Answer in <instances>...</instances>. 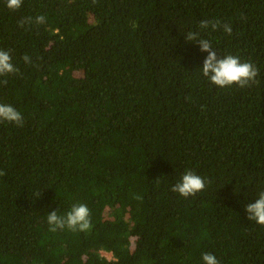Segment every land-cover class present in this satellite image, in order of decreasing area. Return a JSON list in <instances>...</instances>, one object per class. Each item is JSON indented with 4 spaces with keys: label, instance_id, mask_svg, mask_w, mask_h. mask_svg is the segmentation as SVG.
I'll use <instances>...</instances> for the list:
<instances>
[{
    "label": "trees",
    "instance_id": "1",
    "mask_svg": "<svg viewBox=\"0 0 264 264\" xmlns=\"http://www.w3.org/2000/svg\"><path fill=\"white\" fill-rule=\"evenodd\" d=\"M189 31L256 81L211 84ZM0 50L19 68L0 103L24 121L0 122V264H264L245 211L264 191V0H0ZM186 170L194 197L171 191ZM80 203L90 231H49Z\"/></svg>",
    "mask_w": 264,
    "mask_h": 264
},
{
    "label": "clouds",
    "instance_id": "2",
    "mask_svg": "<svg viewBox=\"0 0 264 264\" xmlns=\"http://www.w3.org/2000/svg\"><path fill=\"white\" fill-rule=\"evenodd\" d=\"M96 0H93L95 3ZM6 7L11 11H17L22 6L23 0H5ZM46 23V16L37 15L33 17H25L19 21V26L27 25H42ZM135 27V25H133ZM201 30L209 29L223 31L231 35L232 27L228 23L221 24L220 21L201 20L199 23ZM187 41H196L199 44L201 52H206L202 68L199 70L204 78L218 88H229L233 85L239 88L250 87L256 81L259 71L257 67L248 62H242L238 56L226 55L223 58H218L217 53L213 51V46L207 39L199 38V33L189 31L185 35ZM25 63H31V58L24 55L21 58ZM19 74V68L12 63V57L9 51L0 50V77ZM4 84L7 80L3 81ZM0 122L15 124L18 127L23 126V117L21 113L12 105L0 103ZM6 173L0 170V176ZM205 189V180L201 176L195 174L191 170H186L181 179L172 186L171 191L178 193L184 198L194 197L197 193ZM257 199L254 203H249L245 207L247 219L264 227V191L257 194ZM136 199H141L137 196ZM49 231L56 232L67 228L73 232L86 233L91 230L92 223L90 220V210L86 204H73L65 215H58L57 211H53L47 216ZM203 264H219L217 257L209 252H205L201 256Z\"/></svg>",
    "mask_w": 264,
    "mask_h": 264
},
{
    "label": "rangeland",
    "instance_id": "3",
    "mask_svg": "<svg viewBox=\"0 0 264 264\" xmlns=\"http://www.w3.org/2000/svg\"><path fill=\"white\" fill-rule=\"evenodd\" d=\"M103 255H104L105 257H107V259H111V254L103 253Z\"/></svg>",
    "mask_w": 264,
    "mask_h": 264
}]
</instances>
